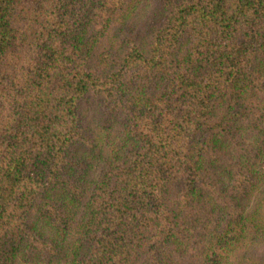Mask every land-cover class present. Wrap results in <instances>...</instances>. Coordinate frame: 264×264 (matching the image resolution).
I'll list each match as a JSON object with an SVG mask.
<instances>
[{"label": "trees", "instance_id": "obj_1", "mask_svg": "<svg viewBox=\"0 0 264 264\" xmlns=\"http://www.w3.org/2000/svg\"><path fill=\"white\" fill-rule=\"evenodd\" d=\"M262 206L264 0H0V264H264Z\"/></svg>", "mask_w": 264, "mask_h": 264}, {"label": "rangeland", "instance_id": "obj_2", "mask_svg": "<svg viewBox=\"0 0 264 264\" xmlns=\"http://www.w3.org/2000/svg\"><path fill=\"white\" fill-rule=\"evenodd\" d=\"M146 15H148V17L150 18V20L147 21L149 23V25L152 22H153V24L158 25L160 23V21H161V15L159 13L158 14L149 13V9H148L147 12H146ZM141 21L144 22V19H141L137 23H132V19H131L130 23L127 24V26L129 28L127 29V32L125 33L124 36L131 37V43H132V41L135 42V43H137L139 41L141 42V40L146 39V37L148 35L147 31H146V28L144 26V23L141 26ZM135 25L138 26V27H136ZM147 30H150V28H148ZM114 33L115 32L110 31L108 37L110 38L111 36L114 35ZM120 39H121V36H120ZM114 43H115V41H114ZM123 47H124V45L122 44L121 48H123ZM122 51H124V49H119L118 53H122ZM261 188L262 187H261V183H260L258 186L255 185V187H253V190L251 189V191L247 193L245 198L247 196L249 197V202H248L249 206H254L260 200V198H261V192H260ZM260 213L264 216V206H262V208L260 209ZM245 253H246V255H245L246 258H248V259L249 258L257 259L258 262L261 263L264 260V244L257 245V246H252ZM241 261H244V259H242ZM249 261H250V259H249ZM182 264H185L184 260H183Z\"/></svg>", "mask_w": 264, "mask_h": 264}]
</instances>
